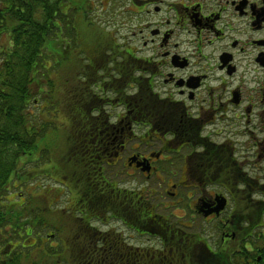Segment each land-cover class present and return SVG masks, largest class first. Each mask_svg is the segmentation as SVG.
<instances>
[{"label":"flooded vegetation","instance_id":"1","mask_svg":"<svg viewBox=\"0 0 264 264\" xmlns=\"http://www.w3.org/2000/svg\"><path fill=\"white\" fill-rule=\"evenodd\" d=\"M131 1L120 65L144 73L108 99L110 123L89 111L35 240L62 264H264V0Z\"/></svg>","mask_w":264,"mask_h":264},{"label":"trees","instance_id":"2","mask_svg":"<svg viewBox=\"0 0 264 264\" xmlns=\"http://www.w3.org/2000/svg\"><path fill=\"white\" fill-rule=\"evenodd\" d=\"M89 2L0 0V38L8 39V46L0 51L2 250L4 244L16 248L30 239L31 245L25 244L23 250L53 251L48 243L40 244L33 237L34 228L37 231L47 219L42 208L33 210L39 203L29 199L24 208L15 211L9 196L13 191L22 195L32 181L38 180L31 175L37 160L44 162L42 168L47 165L48 171L49 164L56 161L58 169L64 171L60 175L67 178V183H73L69 160L74 151L83 150L84 142L93 140L86 128L91 120L88 116L92 82L98 79L96 65L105 61L102 55L114 51L115 45L104 47L99 41L96 43L95 34L89 38L88 31L96 30L95 23L88 19L92 13ZM92 62L94 65L89 66ZM62 137L65 142L55 145ZM26 157L29 160L22 162ZM78 157L85 161L82 154ZM79 185L87 192V180ZM92 191L97 192L93 184ZM25 212L30 213L26 216ZM16 238L14 246L11 239ZM15 254L16 258L20 256ZM7 256H0V264H7L4 259L1 261Z\"/></svg>","mask_w":264,"mask_h":264},{"label":"rangeland","instance_id":"3","mask_svg":"<svg viewBox=\"0 0 264 264\" xmlns=\"http://www.w3.org/2000/svg\"><path fill=\"white\" fill-rule=\"evenodd\" d=\"M89 1H90L89 2V7H90L89 9H91V11H92V13L88 17L89 21L96 23V25H100V27L103 28V25L99 23L100 20L97 19V14L100 12L99 11L100 9L104 10L106 8V6L104 7V5H105V3H107L108 0H89ZM116 1H120V2H118V4L114 5V7H113L116 10V12L113 14H110V15L106 14L107 18L104 17L102 19L104 20V22H109V24H113L114 20H117L116 29L118 32H117V35L115 36V41H118V39H119L118 43H121L123 41V39H125V41L128 38L131 40L130 37H131V33L133 31L132 29H134V26L137 24V22L134 23L132 11L134 9H135V11H137L136 10L137 8L133 5L131 0H116ZM107 26L104 25L107 32L115 33V31H113L112 25H110V26L107 25ZM88 33H89V38L92 39V37H93L92 34H94V32L89 30ZM7 40H8L7 36L0 38V51L3 48H6L8 46ZM115 41L110 42V43H103L102 46H104V47L110 46ZM133 44H135L134 41H133ZM107 55L108 54L102 55L104 57V58H101L102 61L106 60ZM96 67H97V65H96ZM93 76L94 75H92V77ZM160 91H161V88L157 86L156 92L159 93ZM259 138L262 139V137H260V136H259ZM64 140H65V138L62 137V139H59V142L55 143V145L61 146L62 142H65ZM23 158H22V162L29 160L28 157H26L25 159H23ZM43 163L44 162L39 163L38 160H37V164H35V162L33 163L34 166H33V169L31 170V172L33 171V174H31V175L33 177H35L34 179H36L38 177H42V176L43 177L38 178V180L36 179L37 181L36 180L32 181L33 184L29 187H31V189H33V190H30V191H32L31 194L34 191H35L34 194H36V192L38 191V188L37 189L33 188V186L36 185V186H39L41 188L45 187L46 190L51 189L50 193L53 195L52 191L53 190H59L60 187L55 185L53 182H48V179L47 180H44V179L48 177L51 180H54L51 176L52 175L51 173L49 174L51 177L48 176V172H50L52 170V167L55 169L58 168V164L56 161H53L51 164H49V167H50L49 171L47 172V175H45L46 171H43L41 169L43 166L42 165ZM45 166L46 167L44 169L48 168L47 165H45ZM255 170H259L260 172H263V163L259 162L255 166ZM58 172H60V174L61 173L64 174V171L61 168L58 169ZM58 176H63V175H58ZM59 184H63V183L59 181ZM17 193L18 192L13 191L12 194L9 196L11 203L13 204L12 208L15 211H18L19 209L22 208V207H18V205L22 204V202H24V200H26L25 198H27V200L29 201V196H27V194L21 195V194H17ZM59 194H61V196H62V190H59ZM58 199H61V198H58ZM36 202H38L40 206L35 205L36 207H34L33 210H37V207L42 208V206L46 207V206L50 205V203L46 202V201H41V202L36 201ZM33 203H32V207H33ZM25 213H26L25 215L27 216V215H29L30 212H25ZM22 220H25V219H22ZM34 232L36 233L35 228H34ZM11 240L15 246L16 242L18 241V238L11 239ZM31 243H32V240H30V239L26 242V244H28V245H31ZM4 245H5L4 250H2L3 245L0 244V256L1 255L7 256V254L10 253L9 257L7 256V257H3L1 259V261L4 259V262L7 264H62L59 260H57V262H55V258L52 257L50 252H48V253H41V252L31 253V251L29 252V250H27V249L23 250V249L17 248V249L12 250L13 247L10 248V247L6 246V244H4ZM4 251H5V253H4ZM15 252L20 253V256L16 258Z\"/></svg>","mask_w":264,"mask_h":264},{"label":"bare ground","instance_id":"4","mask_svg":"<svg viewBox=\"0 0 264 264\" xmlns=\"http://www.w3.org/2000/svg\"><path fill=\"white\" fill-rule=\"evenodd\" d=\"M118 2L120 1L108 0L104 5V7L106 6V8L104 10L100 9V12L97 14V19L100 20L99 23L103 25V28H101L100 25H96L95 23L96 30L94 31V34L98 35V40H95V42L97 43L99 41L98 43H101L100 45H103V43H110L115 41V36L118 32L116 29L117 20H114L113 24H109V22H104L102 18H107L106 14L110 15L115 13L116 10L113 7L114 5L118 4ZM133 20L134 23L137 22L134 15ZM104 25H112L113 31H115V33L107 32ZM137 25L138 24L134 26V29H132L133 31L130 38H134L138 33ZM118 42L119 39L116 44L121 46V48L108 52L107 60L97 66V70L95 71V73L98 76V79L93 80V88L91 89V110H93L94 112H96L95 114H97L105 108V111H107L106 115L108 123H110L112 120L107 110L108 107H105L108 103V99L113 97L115 90H119L124 93H130L131 90L129 86L132 83L130 79L131 76L144 73V70L138 65H120V63L124 61L125 56L131 51V48H135V45L130 41L129 38L126 41L125 39H123L121 43ZM119 71H121V73L117 74ZM160 71L161 69L157 68L156 74H154V69L152 73L146 72V76H150L151 78V81H149V83H154L156 86L160 85V77H158ZM146 91L150 92V94H156V90L153 87L146 86ZM100 123L101 122H99L98 124ZM116 186L118 185L116 184ZM117 188L121 189L119 191L124 192V189L120 186H118Z\"/></svg>","mask_w":264,"mask_h":264}]
</instances>
